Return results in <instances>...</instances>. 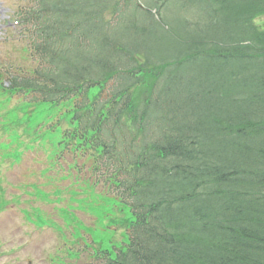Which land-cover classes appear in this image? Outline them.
<instances>
[{
  "label": "trees",
  "instance_id": "16d2710c",
  "mask_svg": "<svg viewBox=\"0 0 264 264\" xmlns=\"http://www.w3.org/2000/svg\"><path fill=\"white\" fill-rule=\"evenodd\" d=\"M81 2L74 0L73 5L82 17ZM60 3L46 0L43 10ZM193 3L211 28L218 22L217 40L194 30L187 19L179 22L178 37H166L156 47L124 29H78L74 36V30L59 27L48 40L59 64L47 77L62 82L45 84L52 96L77 95L81 86L105 83L113 70L138 66L118 76L122 84L107 112L96 103V127L113 124L108 136L119 146L111 160L122 177L118 186L132 201L134 222L126 250L114 260L98 251L92 264H264V201L216 195L224 184L216 157L235 154L251 142L256 150L264 147V32L253 30L248 17L257 15L260 8L254 4L264 0ZM156 63L170 67L167 75L152 76L149 86L138 89L119 114L142 67ZM66 75L73 80L66 83ZM235 186L251 189L245 183ZM245 201L256 211L248 216L257 211L261 215L252 225H235L241 220L232 213H245Z\"/></svg>",
  "mask_w": 264,
  "mask_h": 264
},
{
  "label": "rangeland",
  "instance_id": "374dc122",
  "mask_svg": "<svg viewBox=\"0 0 264 264\" xmlns=\"http://www.w3.org/2000/svg\"><path fill=\"white\" fill-rule=\"evenodd\" d=\"M12 3L13 0H0V62L8 57L7 66L16 67L22 64L18 49L23 42L17 38L13 28L7 30L9 14L5 6ZM259 20L264 21V17L257 20L263 24ZM97 91V87L91 88L89 98L93 99ZM48 111L39 113L38 108L34 107L29 112L28 103L15 96L9 99L7 93L0 91V133L3 138H0V157H3V161L10 159L12 163H19L22 151L16 150L25 147H30L29 151L37 149L32 145L37 132L41 135L37 139V152L48 150L45 160L48 172L31 169L22 179L16 171L7 173V178L0 173V255L12 258L7 264H29L34 258L33 264H86L84 255L89 253L81 251L76 261V254L71 252L75 247H80L93 252L99 249L108 251L110 257L115 259L118 252L127 247L128 236L124 224L132 220L131 212L121 206L116 197L96 193L86 185L76 189L63 188L62 192L57 193L54 191L51 187L55 174V169L51 168L56 156L53 129L61 127L54 124L53 111ZM48 115L49 119L46 118ZM18 124H28L27 128L21 130L24 137L19 130L10 128ZM38 163L36 160L35 164ZM62 171L65 173V170ZM30 175L32 181H28ZM38 177L41 182L35 181ZM53 197L65 199L59 204ZM37 204H43L47 210ZM16 213L24 220L20 226L17 220L9 217ZM51 232L59 236L61 248L58 251L59 241ZM19 233L21 242L17 241ZM23 251H26L25 255H22Z\"/></svg>",
  "mask_w": 264,
  "mask_h": 264
},
{
  "label": "bare ground",
  "instance_id": "6f19581e",
  "mask_svg": "<svg viewBox=\"0 0 264 264\" xmlns=\"http://www.w3.org/2000/svg\"><path fill=\"white\" fill-rule=\"evenodd\" d=\"M254 8L262 9L264 8V4L259 5L255 3ZM252 143L253 142L235 154L216 157L218 162L222 163V166H220V173L224 174V184L221 189V194L216 195L223 197L230 193L231 201H235L239 197H244L249 201H264V147L256 150L258 147L254 146ZM216 155L217 154H215V156ZM257 165H260V168H255ZM239 183L249 184L251 189L245 191L237 190L235 185ZM244 203L247 204L245 213L244 210H236L232 213L234 217L237 215L236 219L238 221L241 220L240 224L235 225H252L256 218L261 215L259 213L260 211H257L255 216H248L256 211L248 209V201Z\"/></svg>",
  "mask_w": 264,
  "mask_h": 264
}]
</instances>
